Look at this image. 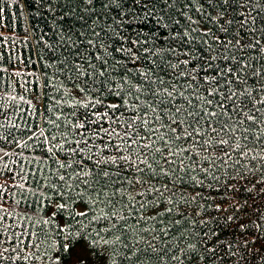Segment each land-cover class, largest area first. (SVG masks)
I'll return each instance as SVG.
<instances>
[{
  "label": "trees",
  "instance_id": "trees-1",
  "mask_svg": "<svg viewBox=\"0 0 264 264\" xmlns=\"http://www.w3.org/2000/svg\"><path fill=\"white\" fill-rule=\"evenodd\" d=\"M0 264H264V0H0Z\"/></svg>",
  "mask_w": 264,
  "mask_h": 264
},
{
  "label": "snow or ice",
  "instance_id": "snow-or-ice-1",
  "mask_svg": "<svg viewBox=\"0 0 264 264\" xmlns=\"http://www.w3.org/2000/svg\"><path fill=\"white\" fill-rule=\"evenodd\" d=\"M177 111H179V110H177ZM145 123H147L146 120H145ZM131 126H132V125H129V127H131ZM172 130H173V132L175 133L176 129L173 128ZM191 135H192V133H188V136H191ZM179 138H180V137L177 136V139H179ZM161 139H163V137H161ZM164 142H165V144L168 143L167 140H165ZM221 143H226V141H221ZM117 147H119V146H117ZM145 147H151V145H145ZM73 151L76 152V151H78V149H73ZM157 151L159 152V151H161V149H157ZM167 151H168V156H169V157L174 156V155L177 154L176 152H173V150L171 149V147H169V148L167 149ZM165 162H169V161L167 160V158H165ZM140 163H146V160H141ZM181 163H183V161H181ZM60 167L63 168V167H65V165H64V164H61ZM68 167H71V165H68ZM149 167H150V165H149ZM104 175L107 176V173H105ZM61 179H63V177H61ZM59 207L62 208L63 205H60Z\"/></svg>",
  "mask_w": 264,
  "mask_h": 264
}]
</instances>
